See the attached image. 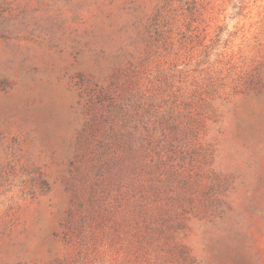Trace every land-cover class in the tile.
<instances>
[{"label": "rangeland", "instance_id": "rangeland-1", "mask_svg": "<svg viewBox=\"0 0 264 264\" xmlns=\"http://www.w3.org/2000/svg\"><path fill=\"white\" fill-rule=\"evenodd\" d=\"M0 264H264V0H0Z\"/></svg>", "mask_w": 264, "mask_h": 264}]
</instances>
